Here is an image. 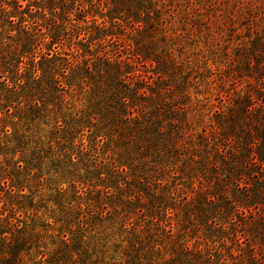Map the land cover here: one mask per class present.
<instances>
[{
	"label": "trees",
	"instance_id": "16d2710c",
	"mask_svg": "<svg viewBox=\"0 0 264 264\" xmlns=\"http://www.w3.org/2000/svg\"><path fill=\"white\" fill-rule=\"evenodd\" d=\"M197 10L192 0H0L9 190L28 199L41 178L72 193L60 187L43 232L10 207L0 245L45 236L168 245L169 258L149 264H264V0Z\"/></svg>",
	"mask_w": 264,
	"mask_h": 264
},
{
	"label": "rangeland",
	"instance_id": "374dc122",
	"mask_svg": "<svg viewBox=\"0 0 264 264\" xmlns=\"http://www.w3.org/2000/svg\"><path fill=\"white\" fill-rule=\"evenodd\" d=\"M231 1L232 0H192V7L198 8L197 13L205 18L207 16L213 15V12L218 15L222 11H225L227 3ZM121 37L122 40H125V36ZM227 37V35L223 36L219 39V44L215 45V47L219 48V51H221V49L225 45V40ZM191 42L193 43V39L191 40ZM200 46H202L201 42ZM231 48L233 49L232 45ZM58 49H62V45L59 46ZM109 49H111L113 52L119 51V53H122V56H124V52L121 47L118 49H116V47H109ZM201 55L210 57L212 54L207 50L202 52ZM199 58L201 60L204 59L200 56ZM215 65L216 62L214 64V67ZM143 70L144 69H141V71ZM225 88L222 91H219V89H217L220 98L223 99L222 102H224L227 94ZM211 101L213 103L217 102L216 100ZM1 160L2 157L0 156V218L11 215L12 211L10 210V207L13 206V210H16L15 216H13L14 218H11L13 219V221H15V219H18L26 221V223L34 222L35 225H37V230L41 232H43L42 225L50 224L51 226H53V217L54 214H57L56 208L58 206L54 205L52 200L55 199L58 191L62 190L60 189V187H63V190L67 192L64 199L70 198L72 194L71 191L67 189L66 185L62 186L60 184H57V182H46L44 179L40 178L41 185H33L31 187V191H34L35 193L31 194L28 199H23V197H20L18 195L16 196V188H14L12 191L9 190L10 183L8 178H6L5 172L2 168L5 163H1ZM24 193L26 195L30 194L27 189L24 190ZM58 196L62 199L61 195ZM29 201L33 204L32 208L27 206ZM23 203L26 204V207L19 208V206ZM39 205L47 206V210L41 208L40 212L37 214L39 217H36L33 215V209ZM42 211L46 213L43 214V216H41ZM52 234L55 235L56 232H54L53 230H49V235L47 236H51ZM39 240L41 241V243H46L47 245H0V264H8L15 254L25 259L26 264H93L89 263L88 259H86L87 256H89L91 253L94 257L97 256L99 258L97 264H125L126 260L129 257H136L139 259V261L142 262V264H149L148 258L150 257L163 255L165 256V258H169L171 254V250L169 249L168 245L165 249L161 247L157 250L150 245H138L136 247H131L129 245H55L53 242H51V237L45 236H42L41 238L39 237ZM229 246L237 247L236 245ZM241 246L242 248H244L246 245ZM159 264H161V262Z\"/></svg>",
	"mask_w": 264,
	"mask_h": 264
}]
</instances>
